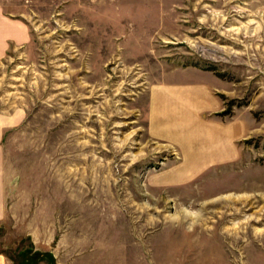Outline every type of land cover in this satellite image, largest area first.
Listing matches in <instances>:
<instances>
[{
  "label": "rangeland",
  "instance_id": "rangeland-1",
  "mask_svg": "<svg viewBox=\"0 0 264 264\" xmlns=\"http://www.w3.org/2000/svg\"><path fill=\"white\" fill-rule=\"evenodd\" d=\"M0 259L264 264V0H0Z\"/></svg>",
  "mask_w": 264,
  "mask_h": 264
},
{
  "label": "crops",
  "instance_id": "crops-1",
  "mask_svg": "<svg viewBox=\"0 0 264 264\" xmlns=\"http://www.w3.org/2000/svg\"><path fill=\"white\" fill-rule=\"evenodd\" d=\"M18 26V28H20V30H22V27L20 25H16ZM24 30V29H23ZM25 33H23V35L20 36V38H25ZM172 96V94H176L177 95L182 92L180 91V89H177L174 91V89H168L167 90ZM166 91V92H167ZM176 96V95H175ZM170 102L169 103H165V99L164 100H160V102L158 103V108L155 107V109L159 110L158 112L164 113V115L159 116V118H154L151 122V127L150 130L154 133V134H160V132H158L156 129L159 128V123L162 125L161 127H163L164 129H171L168 131H171L172 133L174 131H176L177 129H179L181 126H185L190 128V130L194 127L195 123L193 118L190 116L191 112L188 110L187 107L193 106L191 105V103H174V96H172L170 98ZM168 101V100H167ZM190 108V107H189ZM168 112V114L166 113ZM182 118H185L183 121ZM160 121V122H159ZM163 123H162V122ZM165 124V125H164ZM216 130L217 133V137L219 138V141H229V138L232 136L230 134V130L233 132L237 131V126H233V128H229V127H224V128H215L214 131ZM208 128L205 127V125L199 127L196 130H191V131H187L188 134L187 136L190 137V139L192 138H199L200 136H204L207 133ZM164 133V131H163ZM204 139H202V144L205 143L203 141ZM203 154L204 156H206L207 153H205V150H203ZM196 154V152H194ZM210 154H212L213 156L219 157L220 160L226 158V157H231L233 155V149L230 145H226L224 146V148H214ZM224 157V158H223ZM12 262L9 259H0V264H11Z\"/></svg>",
  "mask_w": 264,
  "mask_h": 264
}]
</instances>
